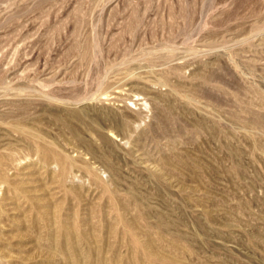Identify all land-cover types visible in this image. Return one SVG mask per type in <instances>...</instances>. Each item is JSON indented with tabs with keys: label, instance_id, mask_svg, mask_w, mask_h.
Instances as JSON below:
<instances>
[{
	"label": "rangeland",
	"instance_id": "obj_1",
	"mask_svg": "<svg viewBox=\"0 0 264 264\" xmlns=\"http://www.w3.org/2000/svg\"><path fill=\"white\" fill-rule=\"evenodd\" d=\"M1 175L6 264H264V0H0Z\"/></svg>",
	"mask_w": 264,
	"mask_h": 264
},
{
	"label": "bare ground",
	"instance_id": "obj_2",
	"mask_svg": "<svg viewBox=\"0 0 264 264\" xmlns=\"http://www.w3.org/2000/svg\"><path fill=\"white\" fill-rule=\"evenodd\" d=\"M145 98V97H144ZM142 100V99H141ZM147 102V100H146ZM135 104V103H134ZM146 105V104H145ZM148 105V104H147ZM141 108V107H140ZM146 109V108H145ZM140 110V109H139ZM148 110V109H147ZM116 126L117 127H123V134L121 135V140L122 139H126L125 144L130 143V139H131V135H130V128H128V126L124 123H117L115 121H112L111 123H109V125H104V126H100L99 130H98V134L100 137L102 138H106L107 134H111L118 136L119 133L118 131H116ZM72 134L74 136V138L77 140V142H79V144H81L83 150H81L80 148H78L79 150L77 151V158H82L83 156H88L87 158L84 157V160L82 159V165L85 168V170L87 172L90 173L91 177H93L94 179L98 178V174L97 172L99 170L104 171L105 169L109 170V171H113L114 170V163L113 162H108V158L103 159L101 156H98L95 154V150L93 149L92 143L89 140H86L84 138V136H79V132L76 129H72ZM115 136H112L113 138ZM92 137V136H91ZM73 140V139H72ZM76 148V147H75ZM36 149L37 151H40L44 154V156H42L44 158V162L47 166L50 165V163H54L56 166H59V180L61 182H64L67 180V177L72 176L73 171L72 168L74 166H76L77 163V158H73L70 157L66 151L63 149V153H58L55 151H51L46 145H41V144H37L36 145ZM70 150V149H68ZM48 152H51L50 154ZM72 152V151H71ZM89 154V155H88ZM104 154V153H103ZM35 155V154H34ZM48 156L50 159H48ZM105 156V155H104ZM106 157V156H105ZM51 160V162H49ZM79 160V159H78ZM90 160V161H89ZM39 161V160H38ZM98 162V163H96ZM44 164V165H45ZM96 164V165H95ZM41 165V162H40ZM45 165V166H46ZM54 165V166H55ZM98 165H101V169L98 168ZM53 166V167H54ZM118 166V165H117ZM119 167V166H118ZM52 169V168H51ZM57 169V168H56ZM116 169V168H115ZM50 170V169H49ZM57 171V170H56ZM55 171V172H56ZM101 171V172H102ZM105 172V171H104ZM108 172V171H107ZM58 174V173H57ZM100 175V174H99ZM115 175V174H114ZM2 177H0V184L4 182V178L3 175H1ZM75 177V176H74ZM78 177V176H77ZM111 177V176H110ZM87 178V177H86ZM107 178V177H106ZM70 179V178H69ZM73 179V178H72ZM100 179V178H99ZM58 180V179H57ZM77 180V179H75ZM88 180V179H87ZM111 180V179H110ZM109 180V181H110ZM69 181V180H68ZM67 181V182H68ZM59 182V181H58ZM66 182V183H67ZM73 182V181H72ZM109 183V182H108ZM105 185V183L103 184ZM106 187V185H105ZM1 189V187H0ZM107 189V188H106ZM71 230V229H70ZM69 230V231H70ZM67 231V230H66ZM74 231V230H73ZM78 235V234H77ZM63 239V238H62ZM71 239V238H70ZM56 240V239H55ZM69 240V239H68ZM64 242V240H63ZM150 243V242H149ZM57 244V243H56ZM54 244V245H56ZM53 245V246H54ZM60 245V244H59ZM145 245V244H144ZM137 246V245H136ZM154 246V245H153ZM57 247V246H55ZM67 247V246H66ZM69 248V247H68ZM141 248V247H140ZM61 250V249H60ZM78 250V249H77ZM153 250H151L152 252ZM75 252V251H73ZM137 252V251H136ZM141 252V251H140ZM150 252V251H149ZM155 252V251H154ZM71 254V253H70ZM7 255V254H6ZM66 255V254H65ZM135 255V254H134ZM158 255V254H157ZM162 255V254H160ZM159 255V256H160ZM76 258H75V257ZM83 256V255H82ZM81 256V258H82ZM113 256V255H112ZM143 256V255H142ZM5 257V253L0 249V264H6L5 262H3V258ZM158 257V256H157ZM162 257V256H161ZM166 259V256H164ZM72 259H77V256L74 254L73 256H71ZM147 258V257H146ZM163 258V257H162ZM71 259V260H72ZM83 259V258H82ZM78 260V259H77ZM149 260V259H147ZM121 261V260H120ZM171 261V260H170ZM175 261V260H174ZM85 263V261L83 262ZM119 263V262H118ZM147 263V262H146ZM72 264V263H71ZM86 264V263H85ZM95 264H101V261L99 258L96 259ZM138 264V261H137ZM175 264V263H174Z\"/></svg>",
	"mask_w": 264,
	"mask_h": 264
}]
</instances>
